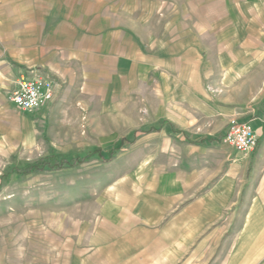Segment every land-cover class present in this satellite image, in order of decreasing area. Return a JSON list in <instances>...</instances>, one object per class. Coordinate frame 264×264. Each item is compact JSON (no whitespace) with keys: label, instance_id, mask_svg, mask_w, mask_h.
<instances>
[{"label":"crops","instance_id":"crops-1","mask_svg":"<svg viewBox=\"0 0 264 264\" xmlns=\"http://www.w3.org/2000/svg\"><path fill=\"white\" fill-rule=\"evenodd\" d=\"M259 14L263 0H0V110L21 73L59 96L115 84L127 94L152 70L168 101V165L109 201L78 264H264V89L241 94L260 83L241 80L262 63ZM247 114L258 143L243 155L221 137Z\"/></svg>","mask_w":264,"mask_h":264},{"label":"rangeland","instance_id":"rangeland-1","mask_svg":"<svg viewBox=\"0 0 264 264\" xmlns=\"http://www.w3.org/2000/svg\"><path fill=\"white\" fill-rule=\"evenodd\" d=\"M259 15L250 26L251 38L264 47V14ZM145 23L153 31L156 21ZM152 55L146 52L150 60ZM261 57L259 67L241 79L260 82L244 85L246 98L264 89V52ZM154 80L150 70L127 94L119 84L104 92L60 93L31 113L3 99L0 264H76L77 255L91 251L92 232L103 224L109 201L124 189L146 186L162 163L168 165L169 123L163 115L168 101L154 92ZM208 86L212 101H220L222 85ZM249 100L242 101L245 113ZM244 117L249 116L230 119L223 134L232 121L249 123ZM151 128L166 130L142 136Z\"/></svg>","mask_w":264,"mask_h":264},{"label":"built area","instance_id":"built-area-1","mask_svg":"<svg viewBox=\"0 0 264 264\" xmlns=\"http://www.w3.org/2000/svg\"><path fill=\"white\" fill-rule=\"evenodd\" d=\"M55 95V88L50 80L42 77H28L21 73L15 82V88L7 93V100L23 113H31L42 109L51 102ZM221 142L229 146L236 153L249 154L258 143V136L247 122H230Z\"/></svg>","mask_w":264,"mask_h":264},{"label":"trees","instance_id":"trees-1","mask_svg":"<svg viewBox=\"0 0 264 264\" xmlns=\"http://www.w3.org/2000/svg\"><path fill=\"white\" fill-rule=\"evenodd\" d=\"M96 152H98V151H96ZM29 172H30V169L25 170V173H29Z\"/></svg>","mask_w":264,"mask_h":264}]
</instances>
